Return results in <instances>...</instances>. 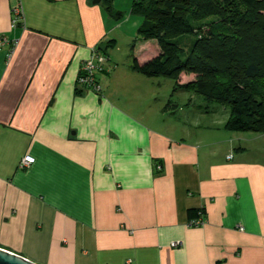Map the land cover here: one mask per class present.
Returning a JSON list of instances; mask_svg holds the SVG:
<instances>
[{"label": "crops", "instance_id": "1", "mask_svg": "<svg viewBox=\"0 0 264 264\" xmlns=\"http://www.w3.org/2000/svg\"><path fill=\"white\" fill-rule=\"evenodd\" d=\"M93 1L0 0V249L34 264H264V134L227 131L224 109L134 72L159 55L135 0H112L118 21ZM93 48L108 59L99 94L76 83Z\"/></svg>", "mask_w": 264, "mask_h": 264}, {"label": "trees", "instance_id": "2", "mask_svg": "<svg viewBox=\"0 0 264 264\" xmlns=\"http://www.w3.org/2000/svg\"><path fill=\"white\" fill-rule=\"evenodd\" d=\"M101 5L113 20L112 0ZM137 36L154 40L159 55L130 68L145 78L186 72L195 79L174 90L192 93L204 111L224 109L230 132L264 134V0H135ZM192 37L190 44L178 40ZM191 220L200 212L189 211Z\"/></svg>", "mask_w": 264, "mask_h": 264}, {"label": "built area", "instance_id": "3", "mask_svg": "<svg viewBox=\"0 0 264 264\" xmlns=\"http://www.w3.org/2000/svg\"><path fill=\"white\" fill-rule=\"evenodd\" d=\"M12 13L14 15L12 24L16 25L20 23L23 19L22 10L20 5H16ZM5 39L0 37V47L5 43ZM106 55L101 54L96 48H93L90 53L88 60L83 61L79 67V73L77 77V85L81 88L88 89L95 94L100 93V87L97 83L96 75L105 71V64L107 62ZM33 162L30 157H24L20 163V167H27ZM203 224L201 216L188 222V227H199ZM172 246H176L173 243Z\"/></svg>", "mask_w": 264, "mask_h": 264}, {"label": "rangeland", "instance_id": "4", "mask_svg": "<svg viewBox=\"0 0 264 264\" xmlns=\"http://www.w3.org/2000/svg\"><path fill=\"white\" fill-rule=\"evenodd\" d=\"M142 41H144V40H142ZM147 41H150V40H147ZM192 41H193L192 37H187L185 39L178 40V44H183V43L184 44L185 43L190 44V42H192ZM144 42H146V41H144ZM156 45H157V43H156ZM157 47H158V45H157ZM159 79L164 80V81H169V83H172V81L169 80L168 78L160 77ZM175 79H176L175 82L173 81L174 84L176 86H180V84L184 85V84H186L188 82L193 81L195 79V76L193 74H189V73H186V72L182 71V72H179V73L175 74ZM180 96L181 97L186 96L187 98L189 97L188 101H195V102H193V104H195L193 106L194 108L191 107L193 110H200L202 112L204 111L202 102L199 101L194 94H192V93H182V92H177L176 91V93H174V95H173L174 101H176L177 97L179 98ZM195 99H197V100H195ZM181 101L184 103L185 110H187L186 102H184L183 100H181ZM199 105L201 106V108H198ZM220 109H222V108H220ZM219 111H221V110H219ZM192 113H194V112H192ZM203 122H204V120H203Z\"/></svg>", "mask_w": 264, "mask_h": 264}, {"label": "water", "instance_id": "5", "mask_svg": "<svg viewBox=\"0 0 264 264\" xmlns=\"http://www.w3.org/2000/svg\"><path fill=\"white\" fill-rule=\"evenodd\" d=\"M100 1L101 0H94L93 3L97 4ZM0 264H34V263L24 259L23 257H20L3 249H0Z\"/></svg>", "mask_w": 264, "mask_h": 264}]
</instances>
